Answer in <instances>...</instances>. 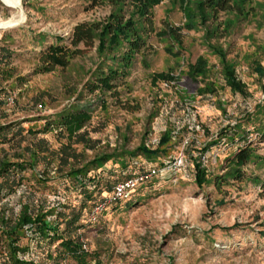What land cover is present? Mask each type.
<instances>
[{"label":"rangeland","instance_id":"374dc122","mask_svg":"<svg viewBox=\"0 0 264 264\" xmlns=\"http://www.w3.org/2000/svg\"><path fill=\"white\" fill-rule=\"evenodd\" d=\"M118 1L20 0L18 14L0 2V23L17 18L15 26L0 29V48L11 53L0 74V122H12V130L23 127L27 144L28 126L38 128L74 103L89 112L85 130L97 140L82 155L85 160L133 152L142 140L154 149L160 140L163 154L151 162L160 171L130 201L110 205L90 222L89 199L65 180L44 174L41 159L33 170L46 182L27 169L20 189L0 201V210L15 212L28 200L50 207L65 203V212L78 214L67 231L79 237L87 255L77 258L58 242L33 239L30 256L40 264H264V163L226 159L241 144L264 156V136L247 119L250 114L258 118L256 126L264 124V0H234L214 18L203 0H151L150 24L143 5L124 0L119 7ZM82 25L95 33L77 41ZM127 32L133 39L139 35L142 44L121 67L125 52L108 47L117 46L115 33ZM39 35L45 36L40 42ZM56 42L63 58L51 67L40 55ZM106 64L122 71L109 83L100 79ZM228 71L241 92L226 83ZM163 74L173 78L166 82ZM166 128L173 132L162 135ZM40 136L51 147L60 144L54 132L36 131ZM122 156L129 170L130 160L147 163L141 154ZM179 156L180 168L162 170V160L172 163ZM193 161L206 170L201 186ZM238 168L240 177L228 176ZM120 169L108 161L101 186ZM214 176L226 181L217 184ZM65 227L60 224L61 233ZM50 251L53 258L47 259Z\"/></svg>","mask_w":264,"mask_h":264},{"label":"trees","instance_id":"16d2710c","mask_svg":"<svg viewBox=\"0 0 264 264\" xmlns=\"http://www.w3.org/2000/svg\"><path fill=\"white\" fill-rule=\"evenodd\" d=\"M119 1V7L123 6L122 4H124V0ZM133 1L136 4L140 3L143 5V18H145L146 22L150 24L152 22V12L150 9L151 0ZM233 2L234 0H203L202 5L204 6V10L209 12V17L214 18L217 14L216 12L231 9ZM1 7L2 4L0 3V9ZM114 15L117 17L119 16L118 14ZM94 33L95 32L93 28H90V25H82L76 29V40L82 41L89 39ZM131 34L130 32L124 33V35L115 33L114 38L117 39V42L115 41L117 46L113 48L114 44L111 42L108 47H112L111 49H114L115 52L118 50L121 51L122 49V51L125 52L120 59L121 63L118 62L119 65L122 64L121 67H123L124 63L125 65L130 63L131 57L140 49V45L142 44L139 35L136 36L137 38L133 39ZM44 37V35H39L37 41H42ZM104 40L109 41L107 38ZM59 47L60 46L57 42L51 44L47 51L40 55L42 62L50 64L51 67L62 62L63 54L57 53ZM109 53L113 55V52ZM10 54L11 53L5 46L0 48L1 75L5 73L6 69H8L5 67L8 64L7 61ZM105 54L104 57L106 56ZM106 65L107 71L104 72L105 74L100 78L103 82L106 81L109 83L112 77H118V75L122 74V71H117L116 68H113V65ZM225 75V81L228 83L231 90L234 92H241L242 90L236 84L233 72L228 71ZM172 78L173 76L169 74H163V80L166 82L170 81ZM5 96H7L6 93ZM12 102L14 105L17 103L15 99H12ZM3 103L4 101H1L0 105H3ZM35 104L42 107L43 102L35 100ZM55 115L56 116L53 119L48 118V122L39 125L38 128L28 126L26 133L28 135L32 134V136L27 144L25 142L27 135L22 133L24 130L23 127L19 126L17 129L12 130V122H0V201L20 189L22 181L25 178V171L30 168L31 175L37 177L42 183H45L47 180V177L44 176V174L51 173V175L57 177L58 180H65L68 187L79 189L81 194L87 197L90 201L88 212L89 221L95 222L110 205L118 204L122 201H130L136 195L137 188L145 184L148 179L155 176L148 178L131 190L128 197L115 198L114 187L118 182L139 174H145L151 168L158 169L156 166L152 165L151 162L154 161L153 159H157L163 154L162 150L159 149V145L163 143L159 140L158 147L153 149L142 140L140 146H138L133 152L127 151L118 155L100 153L96 154L90 160H85L82 155H84L87 149L93 150L97 142V140L92 138L89 135V132L85 130V124L90 119L89 112L85 109H78L73 103L67 108L57 112ZM247 119L254 125L256 132L264 136V124H258V126H256L255 123L257 121L259 122V120L256 116H251L250 114ZM170 130L173 132V129L166 128L162 132V135H165ZM36 131H44L46 133L54 132L59 140V146L56 148L51 147L47 138L41 136L36 137ZM227 131L229 132L228 135L233 136L235 134L232 131ZM244 138L245 136L242 133L238 136V139L243 140ZM5 144H7L9 148L4 146ZM75 144L79 146L81 145V149L76 150ZM10 149H13L14 152L10 153ZM125 153L130 155L131 158H134L137 154H141L147 159V163H138L137 161L130 160L134 167L129 170L126 167V161L121 158ZM41 159L43 161L44 174L38 176L33 169H35L36 163ZM226 159H228L229 162L233 161L241 165H245L249 162L264 163V156L257 155L255 147L251 146V144L239 145L238 149ZM108 161H111L112 163L118 162L121 169L118 174L113 176L114 178H111L109 184H106L107 186L103 187L101 186L100 180L103 177V171H107L106 164ZM170 161V159L162 160L160 164L164 167L168 165ZM201 165L199 162L193 161L194 180L199 186L204 182L206 173V170H204L205 168ZM125 170L129 172L124 173ZM240 172L241 169L238 168L234 172L230 171L228 176L240 177ZM221 180L226 181V178L224 176H214L212 178V181L217 184H219ZM64 204L65 203H59L50 207L45 206V204L33 205L28 200H22L19 203V209L15 212L13 210H11V212L0 210V264H40L37 260L38 258L33 257V255L30 256L34 247L33 239L47 241L49 245L58 242L59 247L62 248L64 252L66 251L77 258H84L87 253L82 249L79 237H73L71 232L67 231V228L70 229L79 220L78 214L74 212L71 214L70 212H65ZM97 206H101V208L96 211L94 217H91ZM61 223H64L66 226L64 228L66 229V232L64 233L60 232ZM24 238H26L25 243L23 242ZM51 253V251L46 253L47 259L53 258Z\"/></svg>","mask_w":264,"mask_h":264},{"label":"built area","instance_id":"2783aa9c","mask_svg":"<svg viewBox=\"0 0 264 264\" xmlns=\"http://www.w3.org/2000/svg\"><path fill=\"white\" fill-rule=\"evenodd\" d=\"M183 158L181 156L174 159L172 163H169L168 165L164 166L162 170L169 168L171 166L174 167H180L182 165ZM160 169L151 168L147 173L145 174H139L134 177L128 178L126 180L118 182L114 187V197L115 198H125L130 195L131 190L136 188L139 184L143 183L148 178L156 175ZM101 206H97L94 210L93 217L95 216V213L97 210H99Z\"/></svg>","mask_w":264,"mask_h":264},{"label":"bare ground","instance_id":"6f19581e","mask_svg":"<svg viewBox=\"0 0 264 264\" xmlns=\"http://www.w3.org/2000/svg\"><path fill=\"white\" fill-rule=\"evenodd\" d=\"M3 1L5 2V4L9 5L8 8H10L13 11H16L18 14L19 8H20V0H3ZM15 19H17V18H14V20L6 21L4 23L14 22V21H16ZM4 23H2V24H4ZM13 26H15V24L11 25V26H6V27H13ZM6 27H3V28H6Z\"/></svg>","mask_w":264,"mask_h":264},{"label":"water","instance_id":"95a60500","mask_svg":"<svg viewBox=\"0 0 264 264\" xmlns=\"http://www.w3.org/2000/svg\"><path fill=\"white\" fill-rule=\"evenodd\" d=\"M0 2H1L2 4H4L6 7H9V5L5 4V2H4L3 0H0ZM16 23H17V21H14V22H8V23H4V24L0 23V29L3 28V27H6V26L14 25V24H16Z\"/></svg>","mask_w":264,"mask_h":264}]
</instances>
